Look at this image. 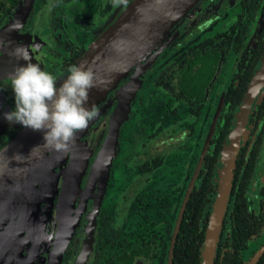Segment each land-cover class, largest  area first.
<instances>
[{"label": "flooded vegetation", "instance_id": "flooded-vegetation-1", "mask_svg": "<svg viewBox=\"0 0 264 264\" xmlns=\"http://www.w3.org/2000/svg\"><path fill=\"white\" fill-rule=\"evenodd\" d=\"M6 1L0 3V27L13 21L26 2ZM134 1L35 0L18 33L37 42L32 48L42 53L40 67L58 87L92 47L85 50L88 44ZM263 63L264 0H197L162 43L94 107L98 115L76 132L63 157L58 154L42 184L2 220L0 264H56L60 255L59 264H174L178 225L193 193L203 191L210 178L214 198L208 202L205 197L198 210H203V264L225 145ZM135 78L139 90L119 131L117 155L100 198L98 187L89 188L91 171L117 111L116 95L125 87L128 92ZM10 82L1 87L10 104L2 115L15 109L14 93L5 88ZM261 91L236 155L235 184L214 264H264V86ZM7 124L14 125L8 130L24 127L3 117L2 132ZM167 170L179 181L172 192H162Z\"/></svg>", "mask_w": 264, "mask_h": 264}, {"label": "water", "instance_id": "water-1", "mask_svg": "<svg viewBox=\"0 0 264 264\" xmlns=\"http://www.w3.org/2000/svg\"><path fill=\"white\" fill-rule=\"evenodd\" d=\"M34 1L26 0L23 9L16 15V18L0 27V83L3 79L13 76L14 67L27 64L23 60L17 61L9 53L16 45L28 46L18 31L24 25ZM196 1L135 0L124 9L119 19L92 45L77 65L86 70L91 69L94 74L95 86L89 90V98L85 107L92 109L109 96L119 86L120 80L162 43L165 36ZM20 14H24V16H20ZM14 27L16 30H13ZM11 38L16 43L10 42ZM29 51L34 60L30 48ZM139 86V83H136L126 100L122 103L118 102L105 146L99 152L94 170L91 171L89 188L98 187L100 198L110 176L113 158L117 155L119 131L128 119L130 105ZM263 86L264 63L250 85L247 97L225 145L216 203L212 209L206 241L202 248L203 264H214L219 235L232 191L236 155ZM8 100V95L0 86V118L4 117L3 110L5 108L8 110L10 107V104L7 103ZM66 151H57L48 145L44 141L43 130L33 131L27 127H23L0 150V208L7 204L4 209H1V212L4 211L0 215V224L2 220L11 216L21 200V194L28 187L30 188L31 184L34 189L42 184L39 180L42 178L40 175L45 164H53L57 159L63 157ZM57 154L60 155L59 158H55ZM260 168L263 169L264 165ZM178 230L179 225L174 237H177ZM90 236L94 238V232H90ZM59 261L61 262V255L59 260L55 261L56 264H59Z\"/></svg>", "mask_w": 264, "mask_h": 264}, {"label": "clouds", "instance_id": "clouds-1", "mask_svg": "<svg viewBox=\"0 0 264 264\" xmlns=\"http://www.w3.org/2000/svg\"><path fill=\"white\" fill-rule=\"evenodd\" d=\"M124 2L114 0L117 5ZM9 55L27 64L16 67L11 77L15 109L5 113L4 118L33 131L43 130L48 145L57 151H66L76 132L86 128L98 115L95 108L85 107L89 90L95 86L92 70L70 67L67 79L58 88L50 73L41 70L39 64L31 63L28 46L16 45Z\"/></svg>", "mask_w": 264, "mask_h": 264}, {"label": "trees", "instance_id": "trees-1", "mask_svg": "<svg viewBox=\"0 0 264 264\" xmlns=\"http://www.w3.org/2000/svg\"><path fill=\"white\" fill-rule=\"evenodd\" d=\"M14 4L13 0H10V5ZM5 88L10 94L13 93L11 82L7 83ZM12 102L15 104L14 94H12ZM209 168L210 174H212L214 165H210ZM234 184L233 180L232 185ZM202 190L203 191L201 192H194L191 201L189 202L186 218L179 229L174 264L200 263V248L204 242L205 235L199 225V217H201L203 210L200 212H198V210L202 201L206 202L208 200V202H211L214 198L215 188L213 186V181H211L210 178L204 181ZM205 197H208L207 200ZM189 236L192 240H188Z\"/></svg>", "mask_w": 264, "mask_h": 264}, {"label": "rangeland", "instance_id": "rangeland-1", "mask_svg": "<svg viewBox=\"0 0 264 264\" xmlns=\"http://www.w3.org/2000/svg\"><path fill=\"white\" fill-rule=\"evenodd\" d=\"M0 3H4V4H7V1L6 0H0ZM0 10L1 11H3L2 10V8H0ZM4 12V11H3ZM2 16V12H0V17ZM30 41H31V44H30ZM22 42H23V40H22ZM37 42H35V41H33V43H32V40H30V39H28L27 41H26V44H28V48H30L31 49V52H32V54H33V56H34V60L32 59L31 60V63H33V64H39L40 66L41 65H43V58H42V53L40 52V51H36V50H34L32 47V45H35ZM92 46V42L91 43H89L88 44V46H87V48L85 49V50H87L88 48H90ZM25 66H26V64H25ZM15 68L16 67H14L13 69L15 70ZM42 70V69H41ZM6 80H11V78H5V79H3L2 80V82L0 83V86L2 87V83L4 82V81H6ZM120 92V91H119ZM117 93V95H116V99L118 98V96H120L122 93H124L125 92V90H123V91H121L120 93ZM127 94H128V92H126L125 93V95L127 96ZM125 95L123 96V97H125ZM1 118H3V117H1ZM7 127H11V128H13L14 127V125H11V124H7L6 126H5V129H3V132H2V129L0 128V150L10 141V140H12L14 137V135L15 134H17L18 133V131H19V129H14V130H8L7 129ZM22 127V126H21ZM73 150V149H72ZM71 150V151H72ZM172 164H176L177 165V163H174V161H171V163H170V165L171 166H174V165H172ZM83 166H85V165H83ZM194 167H195V164H192V169H194ZM43 174L45 173V172H42ZM166 173L167 174H165L163 177H162V179H164V178H166L165 180H162V192H168L169 191V189H170V192H172V188L174 187V185L175 184H179V181H178V179H175L172 175H170L169 173H168V170L166 171ZM40 182H42V179H41V181ZM175 183V184H174ZM169 186V187H168ZM66 188V187H65ZM67 190L69 191V189L67 188ZM179 205V204H178ZM178 211V210H177ZM19 253H21V251L19 252ZM21 255H22V253H21ZM12 261H17V260H12ZM12 261H10V262H8L9 264L12 262Z\"/></svg>", "mask_w": 264, "mask_h": 264}, {"label": "bare ground", "instance_id": "bare-ground-1", "mask_svg": "<svg viewBox=\"0 0 264 264\" xmlns=\"http://www.w3.org/2000/svg\"><path fill=\"white\" fill-rule=\"evenodd\" d=\"M20 16H24V14L22 15V14H20ZM12 39V40H11ZM10 39V42H15V40L13 39V38H11ZM16 43V42H15ZM21 45V44H20ZM10 71V70H9ZM138 78H136V79H134V81L129 85V87H128V94H127V96L125 95V93H126V91L124 92V93H122L120 96H118V98H117V101L119 102H123V101H125L126 100V98L130 95V92H131V90L133 89V86L136 84V83H138ZM126 88V87H125ZM125 88L124 89H122L121 91H123V90H125ZM120 91V92H121ZM119 92V93H120ZM125 95V97H123ZM120 104V103H119ZM58 156V154L55 156V158ZM76 163H78L77 161H76ZM80 165H82V163L80 164ZM52 166H54V164H49V163H46L45 164V166H44V169H43V172H46L50 167H52ZM43 173H41V175L40 176H42L43 177ZM41 179L42 178H40V180L39 181H41ZM53 181V184L56 182V178L54 179V180H52ZM28 186V185H27ZM51 187V186H50ZM49 187V188H50ZM34 187H32V184L30 185V188L28 187L26 190H25V192H23L22 194H21V196H20V198H21V200H20V202H19V205L20 204H22V201H24V200H26V198L28 197L27 196V192H29L30 190H32ZM26 193V194H25ZM50 193H51V189H50V191H49V195H50ZM9 205V204H8ZM7 206V205H6ZM67 209V208H66ZM61 215V214H60ZM23 220V219H22ZM14 229H15V227H14ZM66 229V228H65ZM5 245L4 244H0V252L2 251L1 249L4 247ZM5 250V249H4ZM4 250L2 251V252H4ZM1 252V253H2ZM0 253V254H1ZM3 262V259H2V256H0V263H2Z\"/></svg>", "mask_w": 264, "mask_h": 264}]
</instances>
